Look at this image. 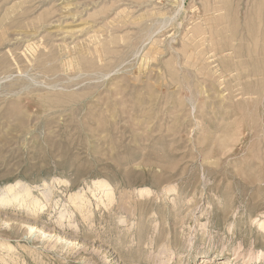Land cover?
I'll return each instance as SVG.
<instances>
[{
    "label": "rangeland",
    "instance_id": "374dc122",
    "mask_svg": "<svg viewBox=\"0 0 264 264\" xmlns=\"http://www.w3.org/2000/svg\"><path fill=\"white\" fill-rule=\"evenodd\" d=\"M0 198V264H264V0H0Z\"/></svg>",
    "mask_w": 264,
    "mask_h": 264
},
{
    "label": "bare ground",
    "instance_id": "6f19581e",
    "mask_svg": "<svg viewBox=\"0 0 264 264\" xmlns=\"http://www.w3.org/2000/svg\"><path fill=\"white\" fill-rule=\"evenodd\" d=\"M19 188L21 191L17 190ZM46 190L47 189L42 191L43 195L45 194ZM21 193H26V191L19 183H16L14 186L8 187L6 189V198L4 200H2L1 203L5 204V206H14L17 204V200L21 199ZM24 201L25 202L28 201V204L26 205V207H28V208H36V207H39L41 205V201L39 199L27 198Z\"/></svg>",
    "mask_w": 264,
    "mask_h": 264
}]
</instances>
